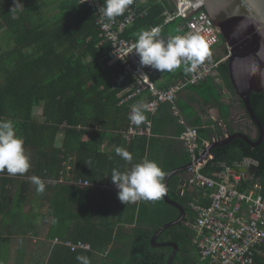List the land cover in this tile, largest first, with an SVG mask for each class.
Here are the masks:
<instances>
[{
  "label": "trees",
  "instance_id": "16d2710c",
  "mask_svg": "<svg viewBox=\"0 0 264 264\" xmlns=\"http://www.w3.org/2000/svg\"><path fill=\"white\" fill-rule=\"evenodd\" d=\"M82 1L18 0L22 5H15L13 0H0V34L5 33L0 37V120L14 122L17 135L23 138L25 155L30 163L29 170L23 175H10L6 170L0 172V195H14L16 200L8 204L11 209L22 213L25 196L37 192L30 177H40L48 184L46 193L56 192L53 195L58 196L49 200V205L56 211V218L63 220L62 232L71 230L70 233H53V239L87 244L92 251H72L65 245H54L58 247L59 256L53 257L49 264H80L77 256L90 257L95 251L102 252L115 242V223L109 218L104 219L109 214L106 210L98 209L104 215L97 216L95 221L92 201L85 204L78 201L79 209L74 215V206L60 199L71 194L78 200H84L89 193H96L97 188L85 187L82 190L78 185L80 182L116 189L109 177L112 169L128 171L133 164L148 159L155 161L166 174L165 185L170 174L184 170L192 163L187 149L179 140L185 127L174 116L170 104L162 105L155 114L144 108L147 119L136 126H144L151 121V137L136 136L130 142L126 140L124 133L130 127L128 117L133 104H140V97L131 103L120 104L131 92L134 80L120 82L122 62L108 66L111 44L104 42L94 13ZM131 5L137 6L139 13H147L139 16L127 29L124 35L127 40H136L135 34L142 29L163 25L164 13L172 12L175 7L173 0H133ZM122 17L124 15L117 18ZM183 24L182 20H176L165 31L173 27L182 35ZM219 44H224L221 36ZM214 74L201 85L188 89L198 94L205 106L218 110L217 121H203L193 107L181 101L178 105L177 101L188 125L198 128V143L214 141L216 144L225 140L226 135L233 138L237 134H245L257 141L259 133L257 136L254 134L258 131L257 126L231 84L228 62L221 64ZM223 88L238 97L240 107L246 112L243 117L246 123L241 122L242 118H231L234 102H224ZM251 105L264 130V93H252ZM35 106L42 108L41 119L33 116ZM61 137L62 146H59ZM106 140L116 144V148L129 151L133 161H124L116 155V149L112 153H104ZM210 154L213 161L208 163L203 174L218 172L221 164L229 166L252 159L259 163L256 177L264 188V137L258 147L236 138L224 146L214 147ZM186 175L187 172L175 176L168 187L169 199L183 207L186 218L159 236V242L172 241L179 246L182 254L174 258L173 264L197 263L192 245L193 230L185 223L194 220L190 203L201 193L193 190L186 197L180 196V183ZM62 181H71L74 185H60ZM34 201L28 202L31 209L36 202L41 203ZM75 203L71 201V204ZM136 208L140 212L135 225L136 237L124 264H169L171 255L165 254L162 248L155 249L152 238L164 225L180 218V210L169 206L163 196L157 200L141 201L131 210ZM1 210L0 207V213ZM69 211L71 218L66 220ZM73 220L76 226L69 229ZM256 260L257 264H264L262 259Z\"/></svg>",
  "mask_w": 264,
  "mask_h": 264
},
{
  "label": "built area",
  "instance_id": "2783aa9c",
  "mask_svg": "<svg viewBox=\"0 0 264 264\" xmlns=\"http://www.w3.org/2000/svg\"><path fill=\"white\" fill-rule=\"evenodd\" d=\"M82 3L96 17V24L100 26L104 42L111 44L108 66L115 62H122L123 72L119 77L125 83L134 80L130 93L121 101V105L131 103L145 94L150 99L144 103V108L150 114L159 111L162 105L170 104L174 116L185 127L179 137L191 157V168L179 187L181 197L188 192L197 190L199 198L190 203L194 220L186 221V225L193 230L192 245L195 251L196 264H257V258L264 261V188L256 177L259 163L252 159H245L233 165L221 164L219 171L210 175L202 172L208 163L213 161L210 154L212 144L199 141L198 128L189 126L177 105L181 92L192 86L201 85L207 78L214 75L221 64L227 61L226 57L218 61L205 58L196 68L187 71L177 83L168 88H160L154 78L165 72H157L150 67L140 68L139 57L135 55L133 44L135 40H127L124 35L141 15L137 6L129 5L124 17L114 21L103 19L96 8L102 5V0L93 4L92 0H83ZM175 10L164 13V25L168 26L176 20L184 22L183 29L186 35L194 33L200 35L208 51H213L218 43L214 38L208 23L195 0H175ZM161 36L165 44L167 39ZM187 58H180V66L188 64ZM144 73L148 78L140 75ZM137 105L134 103L133 106ZM152 123L146 122L144 127H137L130 122L129 129L124 133L127 141L136 136L151 137ZM228 136H225V139ZM80 187L95 188L89 183L80 182ZM117 190V189H116ZM53 245H65L72 251L88 250L90 245L54 238Z\"/></svg>",
  "mask_w": 264,
  "mask_h": 264
},
{
  "label": "crops",
  "instance_id": "0c3cea01",
  "mask_svg": "<svg viewBox=\"0 0 264 264\" xmlns=\"http://www.w3.org/2000/svg\"><path fill=\"white\" fill-rule=\"evenodd\" d=\"M173 3L174 6H176L175 0H173ZM173 9L175 10V7ZM161 26L164 27L162 34L166 38L172 36V31H165V29H169H167V26H165L164 23ZM4 34L5 33H1L0 37H3ZM175 35L181 34L177 33ZM208 53L209 55L206 58L213 61H218L225 57L219 45L213 51H208ZM190 67L191 64L189 61L188 64L184 66H179L172 71H167L164 74L156 76L154 81L160 88H168L186 76L187 71L185 69ZM216 82L220 83L219 80ZM222 95L225 103H229V101L234 102L235 108L231 111V118H242L241 122L246 123V119L243 117L246 116L247 111L245 112L240 107V102L238 101L239 95L238 97H235L225 88L222 90ZM148 96L149 95H144L140 97L139 103L144 104L148 101L150 99V96ZM179 101L189 107H193L203 121L209 119L217 121L219 118L218 110L205 106L202 98L190 89H186L180 93L178 97V105ZM33 116L37 119H41V106L34 107ZM257 132L258 131L254 132L255 136L258 134ZM85 139H88V137ZM59 141L61 143L59 146H62L63 137H61V140ZM115 149L116 144L106 140L103 147L104 153H112ZM105 183L106 182H104V184ZM60 185L72 187L74 183L71 181H68V183L62 181V184ZM101 185L102 184L95 187L97 188L95 189V194H93V192L89 193L84 200H82V198L81 200H78V198L71 194L62 196L60 199H65L67 204L74 206V215L79 209L77 206L78 201L84 204L88 201H92L95 205V221L98 219L97 216L101 217L104 215L103 212L99 213L98 209L102 208L109 213L104 216V219L109 218L111 222L115 223V230L113 233L115 242L104 251H95L90 257H86L89 259L90 264H124L129 256L130 246L136 237L135 225L140 214L139 208L131 210V207H138L141 201L144 200L131 203V207L129 206L130 203L124 205L117 199L116 189H109L108 187H105V185ZM45 186H48V184L45 183ZM83 189L86 188L82 187V190ZM91 189L93 190L94 188ZM53 194H56V192L46 193V190H44L43 193L35 192L29 197L26 195L25 206L22 213L16 212L14 208L11 209V206L8 204V202L16 200L14 195H0V202L2 203V205L0 204L2 209V212L0 213V264H49L53 257L59 256L57 252L58 247H53L52 234L70 233L71 230H69V232H62V227L64 226L61 223L63 220L60 219V217L56 218V211H54L49 205V200L58 197ZM31 200L40 201L41 203L36 202L35 205H33L34 209H31V206L28 203ZM71 201H75L76 203L71 204ZM60 210L61 209H59L58 213ZM69 213L70 211L67 213L66 220L71 218ZM75 226L74 220L72 223H69V229H71V227L74 229ZM3 238H5V241H3Z\"/></svg>",
  "mask_w": 264,
  "mask_h": 264
},
{
  "label": "clouds",
  "instance_id": "9594fccd",
  "mask_svg": "<svg viewBox=\"0 0 264 264\" xmlns=\"http://www.w3.org/2000/svg\"><path fill=\"white\" fill-rule=\"evenodd\" d=\"M15 5H22L18 0H13ZM93 4L97 0H92ZM133 0H103V4L96 8V12L108 21L124 14ZM137 39L133 50L139 57V66L150 67L157 72L172 71L180 66V58H187L191 67L186 71L196 68L209 55L207 45L203 38L194 33L186 35L169 36L165 44L161 36V28L153 27L150 30H140L135 34ZM145 78L146 74L141 73ZM129 120L133 125H140L147 119L144 106L137 104L132 107ZM23 138L17 135L14 122L0 120V172L7 171L10 175H23L29 168V157L25 155ZM116 155L124 161L131 163L133 155L124 148L117 147ZM165 173L155 161L143 159L133 164L128 171L112 169L110 179L117 189V199L122 204L135 203L140 200H157L161 198L166 188L163 183ZM31 182L36 186L37 193H43L45 183L38 176H31ZM80 264H90L85 256H77Z\"/></svg>",
  "mask_w": 264,
  "mask_h": 264
},
{
  "label": "water",
  "instance_id": "95a60500",
  "mask_svg": "<svg viewBox=\"0 0 264 264\" xmlns=\"http://www.w3.org/2000/svg\"><path fill=\"white\" fill-rule=\"evenodd\" d=\"M195 1L227 59L231 84L244 103L247 113L256 124L259 133L257 141H253L245 134H237L233 138L228 137L213 144L211 149L224 146L236 138L244 139L252 146L258 147L262 143L264 130L252 108L251 95L252 93H264V0ZM220 36L224 41L222 45L219 44ZM190 168L191 166L173 172L166 178L164 201L169 206L179 209L181 216L164 225L153 236V243L156 242L158 234L186 218V211L183 207L169 199L168 187L172 178L188 172ZM175 255L176 253L170 258L169 264H173Z\"/></svg>",
  "mask_w": 264,
  "mask_h": 264
},
{
  "label": "flooded vegetation",
  "instance_id": "af4514ba",
  "mask_svg": "<svg viewBox=\"0 0 264 264\" xmlns=\"http://www.w3.org/2000/svg\"><path fill=\"white\" fill-rule=\"evenodd\" d=\"M185 220V219H184ZM161 235V233L160 234H158V237H157V239H156V242H154L153 243V247L155 248V249H160V248H162V249H164V253L165 254H170L171 255V257L176 253V255H175V257L177 256V255H180V254H182V252H181V250H180V248H179V246L177 245V243H175V242H172V241H163V242H159V236ZM170 257V258H171Z\"/></svg>",
  "mask_w": 264,
  "mask_h": 264
},
{
  "label": "rangeland",
  "instance_id": "374dc122",
  "mask_svg": "<svg viewBox=\"0 0 264 264\" xmlns=\"http://www.w3.org/2000/svg\"><path fill=\"white\" fill-rule=\"evenodd\" d=\"M171 31L173 32L172 33V36L175 35V34H177V32H175V30H173V27L170 28V32ZM60 144H61L60 141H58V145H60Z\"/></svg>",
  "mask_w": 264,
  "mask_h": 264
}]
</instances>
